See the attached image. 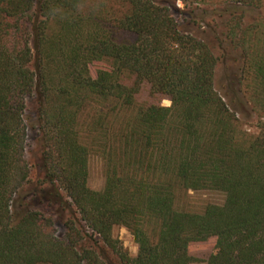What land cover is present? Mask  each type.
I'll return each instance as SVG.
<instances>
[{"label":"trees","instance_id":"16d2710c","mask_svg":"<svg viewBox=\"0 0 264 264\" xmlns=\"http://www.w3.org/2000/svg\"><path fill=\"white\" fill-rule=\"evenodd\" d=\"M262 1L213 8L226 13L223 38H216L240 48L251 78L248 102L260 118L264 29L243 28L241 21ZM84 2L0 0V264H112L107 249L123 264H264V120L256 135L239 128L237 114L248 104L237 100L232 109L216 92L215 56L175 18L209 12L183 10L173 0H122L111 27ZM97 61L106 67L93 77L89 64ZM143 83L170 104L138 107L115 127ZM89 101L97 103V117L82 128ZM29 128L43 175L25 188ZM87 138L104 162L100 190L87 185L89 145H96ZM177 186L217 189L225 200L200 213L179 210ZM34 197L71 212L63 234H55L51 216L30 207ZM116 225L133 235L134 257L113 237ZM92 233L107 249L83 245ZM210 237L216 251L197 261L188 245Z\"/></svg>","mask_w":264,"mask_h":264},{"label":"rangeland","instance_id":"374dc122","mask_svg":"<svg viewBox=\"0 0 264 264\" xmlns=\"http://www.w3.org/2000/svg\"><path fill=\"white\" fill-rule=\"evenodd\" d=\"M177 7L183 10H189L192 7L206 9L209 13L207 16L201 18L197 17L192 20L191 17L182 13L175 12L180 29L185 30L193 36L202 39L207 43L211 52L216 58V64L213 74V86L216 92L228 103L232 109L236 107L235 101L242 100L248 104L249 111L238 113L239 128L249 135H256L259 130L260 118L258 113L252 110V105L248 102V88L251 83V78L247 73L246 66L244 65L243 57L240 54V48L235 47L229 39H223L222 46L219 44L216 36L223 38L221 33L226 30V13L221 10H213L214 7H223L228 0H173ZM122 0H85L84 9L96 8L99 10V16L109 26H113L115 16L120 15L124 8L122 7ZM241 26L256 27L261 31L264 29V0L259 7H249L241 21ZM122 37L131 39L132 34L119 32ZM106 67L105 62H93L89 64L90 74L96 76L98 70ZM132 78L126 77L125 82L128 84ZM150 103H160L161 105L168 106L170 101L160 95L152 94L147 84H141L138 91L134 96V104L131 108L126 109L119 113L114 119V126L120 125L121 120L127 119L132 116L136 108L146 106ZM235 106V107H234ZM35 105L33 100L27 101L25 117H34ZM98 105L93 101H89L80 113V121L82 128L92 122L96 118ZM27 119V122L30 120ZM81 126H78L80 128ZM86 140V139H85ZM87 144H96L89 138L86 140ZM24 159L26 160L29 168L28 180L25 186L33 187L39 178L42 177V171L39 167V141L34 130H27V137L25 141ZM89 156L87 163V185L93 190H100L104 186L105 181V168L104 162L101 157L100 151L96 145H89ZM225 200L224 192L217 189H185L177 186L175 188L174 205L177 209L200 213L209 204H223ZM31 208L42 212L45 215L51 216L54 223L55 234H63L65 232V221L71 217V212L66 209L62 210L48 200H40L37 197L27 199ZM75 217L78 218L79 214L76 209ZM82 225L83 222L79 221ZM86 234H90V230L86 228ZM91 240L86 239L83 245L87 248L91 247L97 252L101 247H105L97 234L92 233ZM113 237L118 241L122 251H125L128 256L134 257L137 253V244L134 241L131 232L122 225H116L112 229ZM106 248V247H105ZM107 249V248H106ZM216 251L215 238L210 237L205 241L193 242L188 245V253L193 256L197 261L205 260L210 254ZM107 255L111 259L112 264H123L119 261L114 253L107 249Z\"/></svg>","mask_w":264,"mask_h":264}]
</instances>
